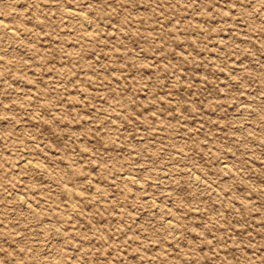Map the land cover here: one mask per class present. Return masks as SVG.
<instances>
[{
    "label": "rangeland",
    "instance_id": "obj_1",
    "mask_svg": "<svg viewBox=\"0 0 264 264\" xmlns=\"http://www.w3.org/2000/svg\"><path fill=\"white\" fill-rule=\"evenodd\" d=\"M0 23V264H264V0Z\"/></svg>",
    "mask_w": 264,
    "mask_h": 264
},
{
    "label": "bare ground",
    "instance_id": "obj_2",
    "mask_svg": "<svg viewBox=\"0 0 264 264\" xmlns=\"http://www.w3.org/2000/svg\"><path fill=\"white\" fill-rule=\"evenodd\" d=\"M84 19V18H83ZM81 21H82V25H84V26H86V24H85V22L86 21H84V20H82L81 19ZM0 24H2V23H0ZM11 29V28H10ZM0 30H2V26L0 25ZM13 34V33H12ZM167 227L169 228V229H172L173 230V226L170 224V223H167Z\"/></svg>",
    "mask_w": 264,
    "mask_h": 264
}]
</instances>
